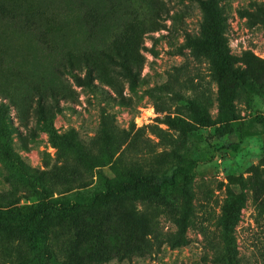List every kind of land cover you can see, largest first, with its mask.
<instances>
[{
    "label": "rangeland",
    "instance_id": "1",
    "mask_svg": "<svg viewBox=\"0 0 264 264\" xmlns=\"http://www.w3.org/2000/svg\"><path fill=\"white\" fill-rule=\"evenodd\" d=\"M215 2L250 88L185 46L199 37L196 0H0V264H226L233 250V264H264V0ZM83 58L93 80L77 87L66 70L73 60L82 76ZM116 159L173 177L167 206L134 202L36 228L41 189L86 203ZM34 172L72 173L65 187L85 188L53 193ZM238 193L226 251L224 209Z\"/></svg>",
    "mask_w": 264,
    "mask_h": 264
},
{
    "label": "trees",
    "instance_id": "2",
    "mask_svg": "<svg viewBox=\"0 0 264 264\" xmlns=\"http://www.w3.org/2000/svg\"><path fill=\"white\" fill-rule=\"evenodd\" d=\"M196 3L202 13V21L200 23L199 37L192 39L188 35L184 36L185 46L191 50H201L209 57L213 58L215 67L221 77L229 80L231 83H240L246 88L250 85L245 80L242 71L236 67L237 58L228 55L225 46L226 41L223 36L225 17L223 12L218 7L215 0H196ZM83 65L80 67L84 71L82 76L77 72L76 64L72 60V68L66 70V74L70 76L75 86L81 87L92 82V70L88 66L86 59H82ZM79 69V70H80ZM43 104L38 101L35 108V113L39 116H44ZM204 124V119H200ZM125 149V148H124ZM118 159L110 166V174L112 177L105 180V187L102 191L92 194L86 200V203H68L56 202L49 200L45 191L41 189V205L35 214L36 228L43 229L41 224L48 221H58L64 223L76 218L77 215L86 211H103L109 209H118L124 204L134 202L155 203L156 205H166L164 202L165 195L173 188L174 178L170 181L165 178L157 180L150 175H143L133 169H120L117 167ZM179 175L183 178V182L188 181V176L182 167L178 169ZM34 179L40 185L49 187H40L49 190H63L58 194H65L72 189H83L85 187H65L72 182V173H66L58 179L55 177H46L50 175L46 172H34ZM80 180V179H78ZM81 184V183H79ZM64 186V187H63ZM56 193V192H55ZM243 205V196L238 193L234 195L224 209V215L221 227V237L223 246L228 251L233 242V229L237 221L239 210ZM180 222L183 224L184 220ZM6 231L13 233L15 229L6 228ZM17 231V230H16ZM20 233V231H17ZM232 258L226 259V264H233L232 259L235 256V250L232 251Z\"/></svg>",
    "mask_w": 264,
    "mask_h": 264
}]
</instances>
